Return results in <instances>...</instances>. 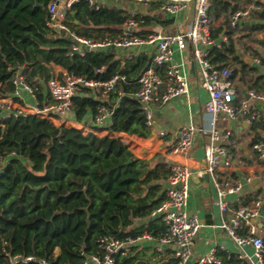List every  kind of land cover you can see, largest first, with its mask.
<instances>
[{"label":"trees","instance_id":"16d2710c","mask_svg":"<svg viewBox=\"0 0 264 264\" xmlns=\"http://www.w3.org/2000/svg\"><path fill=\"white\" fill-rule=\"evenodd\" d=\"M52 1L0 0V98L12 97V80L20 68L40 101L39 108L51 102L47 83L55 78L53 66L94 81L122 74L127 83L117 85L105 99L91 89L78 88L65 115L78 123L69 124L73 128L56 126L34 114L10 115L2 120L0 156L6 163L0 173V264H8L7 255L35 260L17 264H39L40 260L49 264H82L88 256L103 254L98 243L101 238L121 240L148 233L157 241L166 231L160 218L150 219L149 215L165 199L164 194L159 195L162 185L153 183L167 180L169 165L160 159L154 160L153 166V160L136 159L120 139L87 133L88 129L80 125H86L88 119L93 121L98 109L105 107L111 112V133L147 138L151 128L133 93L138 77L152 60L145 54L121 60L114 48L88 51L83 56L68 55L72 38L47 26L48 5ZM243 3L213 1L210 15L214 20L222 16L223 23L212 30V38L216 40L222 32L227 37V42L210 52L213 64L244 65L238 56L237 29L227 27L229 15ZM252 16L264 19V13L257 10ZM128 18L121 9H95L87 0L75 2L67 16L77 36L94 40L116 36ZM135 19L140 24L147 22L139 15ZM260 33H264V24L252 26L240 39L251 44ZM257 43L264 47V39ZM153 68L163 76L164 67ZM3 110L0 104V112ZM250 131L254 135L252 145L263 142V115L254 120ZM243 200L242 205H249L256 197ZM135 219L143 221L142 225L130 228ZM144 253L134 247L131 254L115 257V264H133L140 259L150 263ZM216 256L220 264H248L222 250H216ZM162 260L177 264L175 258H159L152 264Z\"/></svg>","mask_w":264,"mask_h":264},{"label":"built area","instance_id":"2783aa9c","mask_svg":"<svg viewBox=\"0 0 264 264\" xmlns=\"http://www.w3.org/2000/svg\"><path fill=\"white\" fill-rule=\"evenodd\" d=\"M77 1L54 0L48 5L49 20L47 26L53 31L65 32L73 40L68 55L83 56L88 51L107 48L131 50L139 46H155L151 66L140 74L136 81L137 89L133 93L134 99L140 104L146 125L150 128L152 126L153 106L165 105L174 98L188 97L187 77L183 71V65L173 63L172 58L174 46L180 53L189 48L193 61L199 67L201 86L208 95L205 112L211 116V121L207 128L196 127L192 124L180 127L175 134L173 143L168 147V153L186 157L193 147L196 135L208 136L203 170L210 175L217 190L216 205L223 216L220 227L240 250L244 247L251 248V255L242 251L238 256L239 259L247 261L248 264H264V231H260L256 224L261 201L256 199L249 205L232 207L225 197L227 195H239L243 182L240 180L219 181L216 176L217 173H224L234 168L233 155L227 148V145L231 144L230 133L220 134L218 132L215 128L216 116L221 115L223 120H227L236 119L238 114H242L246 122L251 125L254 120L259 118V114L254 112L246 101H242L239 107L234 105L236 90L232 83L231 70L228 67L213 64L210 60V52L213 48L220 47L222 43L227 42L225 35L221 37V43L218 45L215 44L216 40L212 38L211 0H128L143 7L157 3L161 12L173 16L184 12L192 5L194 17L188 29L181 34L166 35L154 31L146 35H138L135 32L138 22L135 15L131 14L120 26L116 36L102 40L79 37L71 30L67 16L71 13L72 5ZM87 2L95 9L100 7L93 0H87ZM255 2L257 1L252 0L249 5L237 9L231 14L228 20L229 29H236L243 20L250 19L252 13L259 9ZM153 66L164 67L163 76H160ZM22 70L23 68H20L12 80L15 91L11 100H20L21 91L25 92L32 98L34 115L47 119L56 126H62L66 123L65 115L71 109L78 88L91 89L101 99H105L109 93L115 91L117 85L127 83L126 76L122 74H115L106 81L86 80L82 77L65 74L62 79L52 78L47 83L51 102L39 108L40 101L37 99L33 87L25 82V75ZM248 96L250 99L264 102V96L256 91H250ZM1 109L4 110L0 112V123L10 115L25 114L21 111L14 112L8 106L6 108L1 106ZM110 115L111 112L108 109L100 107L94 116L93 123L98 127L106 124L109 127ZM91 132L93 130L88 133ZM162 135L166 136V133ZM220 139L223 140V144L219 142ZM251 148L257 159L263 162L264 143H254ZM5 163V160L0 156V173L3 171ZM169 167L170 174L165 181V199L149 215L150 219H161L166 227L165 234L157 241L148 233L135 238L126 236L121 240L113 237L101 238L98 243L103 254L101 256H88L82 264H115V257L131 254L132 249L144 241L155 242L158 245L156 252L159 254L164 253L163 248L173 247L177 264H187L188 261L191 262L190 264H220L216 250H210L194 261L191 260V246L202 227L198 217L187 210L192 168L184 162H173ZM250 181V178L245 180L246 183ZM236 200L238 201L239 198ZM7 257L8 264L35 261L32 257L21 258L9 255ZM39 264L49 263L40 260Z\"/></svg>","mask_w":264,"mask_h":264},{"label":"crops","instance_id":"0c3cea01","mask_svg":"<svg viewBox=\"0 0 264 264\" xmlns=\"http://www.w3.org/2000/svg\"><path fill=\"white\" fill-rule=\"evenodd\" d=\"M97 5L106 7H115L125 11L128 15L134 14L140 17H145L143 24L138 23L135 29L136 34L146 35L151 32H161L166 35L181 34L185 32L191 24L194 17V8L189 6L184 12L173 16L160 11L159 4L153 3L147 7H143L128 0H93ZM211 0V6L213 5ZM244 3L239 9L249 5L250 2L243 0ZM263 8V6L259 7ZM264 13V12H263ZM231 14L228 17L230 18ZM251 21H259L263 25L264 19L250 16ZM248 20H243L237 27V43L239 44L238 56L243 61L240 63H231L227 67L233 73L232 83L236 90L235 106L239 107L242 101H246L254 112L264 116V102L250 99L248 93L256 91L264 96V47L257 42L264 39V33L256 36L254 43L247 42L245 39H240L250 32L254 25H246ZM76 23V22H75ZM223 23V17L213 19L212 30L216 29ZM228 27V23H227ZM229 28V27H228ZM120 29V27H119ZM235 30V29H234ZM221 34L224 35L222 32ZM219 35V37L221 36ZM218 37V38H219ZM217 38V39H218ZM246 46L250 48L245 49ZM173 63L183 65V71L187 77L188 97L174 98L165 105H156L152 108V126L150 135L147 138H140L134 135L113 134L108 130V125L101 127L96 126L92 119H88L86 125L80 124L88 132L93 130V134L97 136H110L119 138L132 152L136 159L147 160L155 164L154 160L160 159L170 165L173 162H184L192 168V176L190 178V193L188 198L187 210L189 213L195 214L202 224L191 246V260L194 261L200 256L207 254L210 250H222L229 254L239 256L240 253L252 254L249 247H244L242 250L232 241V239L220 227L222 214L217 205V190L212 182V178L208 173H205L204 154L205 147L208 144L207 135H196L193 142V147L186 157H180L168 153V147L173 143L175 134L180 127L194 125L196 127H209L211 116L205 112V103L208 99L207 92L201 86V78L199 67L193 61L189 48L180 53L177 48H173ZM117 50V49H116ZM117 58L121 60L128 59L130 56L145 54L152 60L155 53L154 45H145L135 47L131 50H117ZM241 55V56H240ZM55 78L60 75H65L66 72L59 66H53ZM45 91V90H44ZM21 99H8V107L12 111H21L27 115L34 114L32 98L21 91ZM49 104V103H48ZM71 116V115H70ZM69 116V117H70ZM65 124H78L71 119L65 117ZM67 127V126H66ZM97 127V128H96ZM73 128V127H72ZM215 128L220 134L230 133L231 144L227 145L228 150L234 158V168L224 173H217L219 181H235L243 182V187L239 195H227L226 201L232 207L242 205L243 199L254 198L261 201L259 208V218L257 227L260 231H264V161H259L255 152L252 150L253 133L250 131V124L245 120L242 114H238L236 119L223 120L221 115H217L215 119ZM87 132V133H88ZM166 133V136L162 134ZM264 143V132L260 133ZM223 144V140L219 141ZM246 178H250V182L246 183ZM161 184L163 190L159 195L164 194L165 182H154L153 185ZM239 198L237 201L236 199ZM251 204V203H250ZM143 221L133 220L130 228H136L142 225ZM158 245L153 241H144L136 246L137 251L143 250L145 259L153 263L159 258L171 259L174 258L175 249L173 247L163 248L164 253H155ZM60 253L59 249L56 254Z\"/></svg>","mask_w":264,"mask_h":264},{"label":"water","instance_id":"95a60500","mask_svg":"<svg viewBox=\"0 0 264 264\" xmlns=\"http://www.w3.org/2000/svg\"><path fill=\"white\" fill-rule=\"evenodd\" d=\"M255 1L259 2L263 6V8H260L257 11L258 12H264V0H255ZM259 23H260L259 21L248 20L246 22V25H255V24H259ZM222 36H223V34H221V36L218 39H216V41H215L216 45L221 43V37ZM190 263H191L190 261L187 262V264H190ZM133 264H152V263H148L146 260L140 259V260L135 261ZM157 264H168V260H162V261L158 262Z\"/></svg>","mask_w":264,"mask_h":264},{"label":"rangeland","instance_id":"374dc122","mask_svg":"<svg viewBox=\"0 0 264 264\" xmlns=\"http://www.w3.org/2000/svg\"><path fill=\"white\" fill-rule=\"evenodd\" d=\"M8 99L6 98H0V104L1 106H3V108H6L8 106ZM11 110V109H10ZM65 126L69 127V128H72V126H70L69 124H65Z\"/></svg>","mask_w":264,"mask_h":264}]
</instances>
